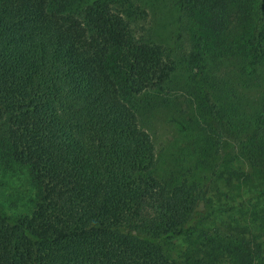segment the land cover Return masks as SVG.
I'll use <instances>...</instances> for the list:
<instances>
[{"label": "trees", "instance_id": "16d2710c", "mask_svg": "<svg viewBox=\"0 0 264 264\" xmlns=\"http://www.w3.org/2000/svg\"><path fill=\"white\" fill-rule=\"evenodd\" d=\"M175 6L185 53L141 0H0V184L38 193L0 264H264V0Z\"/></svg>", "mask_w": 264, "mask_h": 264}, {"label": "rangeland", "instance_id": "374dc122", "mask_svg": "<svg viewBox=\"0 0 264 264\" xmlns=\"http://www.w3.org/2000/svg\"><path fill=\"white\" fill-rule=\"evenodd\" d=\"M80 3L90 2L92 0H78ZM147 6L146 19L138 22L136 28L141 34H145L146 38L158 42L168 47L174 46L178 50L187 47L186 42L182 40L177 43L178 23L175 20V12L177 0H141ZM177 43V44H176ZM181 52V51H179ZM116 54V53H115ZM116 55L111 54L110 60L114 64L113 71L117 74ZM157 115L153 117V122L148 123L154 132V140L158 151H164L168 143L175 138V128L171 123V119L162 115L161 111H156ZM28 169L22 168L15 182H9V185L0 184V204L4 207L9 215H21L29 213L38 201L37 190L29 186Z\"/></svg>", "mask_w": 264, "mask_h": 264}]
</instances>
